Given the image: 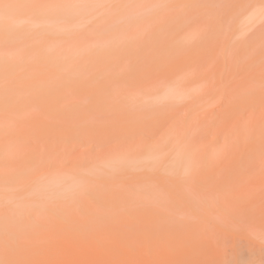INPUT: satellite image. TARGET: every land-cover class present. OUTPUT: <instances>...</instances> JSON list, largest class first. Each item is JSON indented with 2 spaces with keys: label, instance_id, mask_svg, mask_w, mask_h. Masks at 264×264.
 Masks as SVG:
<instances>
[{
  "label": "rangeland",
  "instance_id": "rangeland-1",
  "mask_svg": "<svg viewBox=\"0 0 264 264\" xmlns=\"http://www.w3.org/2000/svg\"><path fill=\"white\" fill-rule=\"evenodd\" d=\"M230 1L233 0H0V264H32L34 261H38L36 264H115L117 261V264H264V224L258 223L264 216V155L256 159L254 154L255 151L259 154V148L264 146V17L260 20L264 16V0ZM255 13L258 17L252 15ZM212 15L214 19L208 18ZM210 19L213 22L218 19L217 24L210 23ZM252 47L259 48L254 49L259 51H255L256 55ZM248 51L254 52L250 58L244 57ZM241 52L249 62L240 60ZM198 56L201 62H196L200 59H196ZM225 60L236 65L227 64ZM199 62L214 74L211 71L209 74L205 71L208 76L202 74L205 69L199 68ZM192 63L194 66L198 63L197 68L203 69H198L202 72H199L201 77L197 73L198 79L191 73ZM241 64L244 68L240 66L238 70ZM195 68L193 73H196ZM184 70L191 71L189 77L202 84L195 86L196 81H190L188 71ZM175 74L178 76L174 77ZM168 82L176 86L191 84L190 90L188 85L183 86L189 90H186L188 98L156 103L161 99L160 94L174 85L168 87ZM240 83L245 84L239 87ZM214 84L217 87L213 88ZM207 88L212 93L209 89L206 91ZM157 89L161 90L160 94ZM227 90L232 91L224 92ZM207 92L211 95L207 96ZM199 93L202 100L208 98L201 101L196 95ZM240 93L245 96H239ZM222 99L226 100L222 103L228 105L220 109ZM217 105L222 113L228 109L225 110L227 116L218 112ZM240 105L244 112L249 107L251 110H246L244 116L235 121L234 116L243 113L239 111ZM209 108L213 110L211 113ZM216 110L218 118L216 114V118L210 115L211 121V117L206 118L204 112L212 114ZM258 111L260 114L256 115ZM203 113L206 116L203 117ZM199 116L206 120L202 126L201 119L197 120ZM224 117L229 118V123ZM246 117L249 121H243L248 120ZM216 119H224L218 122L224 129L219 128ZM240 119L243 122L237 124ZM158 120L166 121H161L163 124L159 121L160 126ZM249 122L253 124L248 126L257 130L252 134L258 135L260 139L256 141H260V145L250 142L254 137L249 135L250 128L244 127ZM208 124L215 128L206 126ZM177 125V129L173 128ZM193 133H197L196 137ZM247 135L252 136L250 140H246ZM202 138L212 142L214 139V142L206 145ZM148 140L157 142H153L152 148H144ZM165 140H169L170 147ZM232 141L234 144H229ZM110 142L114 146L119 144V148L114 149ZM200 143L204 148L200 149ZM255 143L258 149L252 147L253 154L250 148L256 160L252 163L254 168L247 167L253 174L242 167L253 177L251 180L242 170L245 177L241 171L236 174L241 169L237 158L246 154L240 147L249 152L248 145ZM105 148L111 154L114 151L112 161L111 154L109 157L105 151L107 156L100 154ZM75 149L78 158L74 157ZM222 151L229 156H223ZM249 154H246L250 157H246L248 160L244 159L246 155L240 160H253ZM220 155L225 157L223 160L236 157L234 163L238 162L235 167L239 170L235 168V175L231 176L234 171L230 173L233 170L230 169L231 178L227 171L232 161L225 163ZM218 156L221 163L216 161ZM100 157L107 159L100 160ZM79 177L83 180H78ZM183 178L187 185L184 187ZM219 178L230 184L224 183L228 185L224 193L243 189L244 194L226 201L223 193L213 190ZM232 178L235 180L229 181ZM254 178H259L258 185L251 184ZM240 179L247 181L248 186L241 182L244 187L237 186L232 191L231 186L237 185ZM62 184L67 185L63 192ZM169 190L175 192L173 196ZM87 202L91 204L87 206ZM146 234L154 240L147 243ZM115 238L119 239L117 244ZM134 248L139 251L138 259L131 255L130 249ZM122 252L131 257L124 259Z\"/></svg>",
  "mask_w": 264,
  "mask_h": 264
},
{
  "label": "bare ground",
  "instance_id": "bare-ground-1",
  "mask_svg": "<svg viewBox=\"0 0 264 264\" xmlns=\"http://www.w3.org/2000/svg\"><path fill=\"white\" fill-rule=\"evenodd\" d=\"M228 2H229V1H228ZM230 2H234V0H233V1H230ZM235 2H236V1H235ZM238 2H240V1L238 0ZM238 2H237V3H238ZM243 2H244V1H243ZM262 2H263V1H262ZM245 3H246V2H245ZM245 3H244V4H245ZM247 3H249V2H247ZM238 4H239V3H238ZM262 4H263V3H262ZM196 5H197V4H196ZM196 5H194V6H196ZM227 5H228V4H227ZM229 5H231V3H229ZM232 5H233V4H232ZM233 6H235V5H233ZM190 7H191V6H190ZM227 7H229V9H234V8H230L231 6H226V8H227ZM162 8H163V7H162ZM236 8H237V7H236ZM188 9H189V8H188ZM229 9H228V10H229ZM194 12H196V11L194 10ZM224 12H225V11H224ZM206 13H207V12H206ZM229 13H230V12H229ZM188 14H189V13H188ZM212 14H213V13H212ZM18 15H19V14H18ZM26 15H27V14H26ZM190 15H193V14H190ZM214 15H215V14H214ZM214 15H212L211 17H208V18H212V17H213L212 19H214V18H215ZM219 15H221V13H219ZM219 15H218V16H219ZM252 15H254L255 17H258V16H257V15H258L257 13L252 14ZM23 16H24V15H23ZM103 17H104V16H103ZM219 17H220V16H219ZM221 17H222V16H221ZM263 17H264V16H261V17H260V20H262ZM218 19H219V18H218ZM218 19H217V20H218ZM252 19H253V18H252ZM256 19H257V18H256ZM210 20H211V19H210ZM210 20H207V21L205 20V22H208V23H209ZM217 20L215 19L214 22L211 20L210 23L212 22V24H213V23H215V21H217ZM72 21H74V20H72ZM195 22H198V23H199V21H195ZM195 22H194V24H195ZM217 22H218V21H217ZM219 22H222V19H221V21H219ZM215 24H217V23H215ZM220 24H221V23H220ZM199 25H200V24H199ZM204 25H205V24H204ZM207 25H208V24H207ZM210 26H212V25H210ZM206 27H207V26H206ZM206 27H205V28H206ZM212 27H213V26H212ZM217 27L220 28L219 26H216L215 29H216ZM192 28H193V26H192ZM197 28H198V27H197ZM208 28H209V27H208ZM218 28H217V29H218ZM193 29H194V28H193ZM212 29H213V28H211V31H212ZM215 29H214V31H215ZM43 30H44V29H43ZM49 30H50V29H49ZM218 30H219V29H218ZM185 31H186V30H185ZM190 31H191V30H190ZM208 32H210V31H208ZM203 33H204V32H203ZM184 34H185V33H184ZM210 34H211V33H210ZM187 35H189V33H188ZM203 35H204V34H203ZM215 35H217V34H215ZM184 36H185V35H184ZM190 36H191V35H189V37H190ZM208 36H209V35H208ZM186 37H187V36H186ZM189 37H188V38H189ZM193 37H194V36H193ZM190 38H192V37H190ZM200 38H201V37H200ZM206 38H207V37H206ZM246 38H247V37H246ZM178 39H179V37H178ZM207 39H208V38H207ZM210 39H211V38H210ZM196 40H197V39H196ZM196 40H194V41H196ZM247 40H248V39H247ZM190 41H192V40H190ZM190 41H189V42H190ZM198 41H199V40H198ZM183 42H184V41H183ZM212 42H213V40H212ZM181 43H182V42H181ZM191 43H192V42H191ZM246 43H248V42H246ZM252 43H253V42H252ZM79 44H80V43H79ZM206 44H207V43H206ZM213 44H215V43H213ZM254 44H255V43H254ZM207 45H209V44H207ZM225 45H226V44H225ZM255 45H256V44H255ZM189 46H190V44H189ZM203 46H204V45H203ZM205 46H206V45H205ZM205 46H204V47H205ZM210 46H211V45H210ZM210 46H209V48H210ZM251 46H252V45H251ZM258 46H259V45H258ZM206 47H207V46H206ZM246 47H247V46H246ZM84 48H85V46H84ZM243 48H244V47H243ZM252 48H253V47H252ZM211 49H214V48H211ZM246 49H247V48H246ZM250 49H251V48H250ZM250 49H249V51H252V49H251V50H250ZM254 49H257V50H258L259 48H253V51H254ZM247 50H248V49H247ZM257 50H255V51H257ZM262 50H263V49H262ZM262 50H260V51H262ZM83 51H84V50H83ZM206 51H207V50H206ZM206 51H205V52H206ZM209 51H210V50H209ZM249 51H248L247 55H244V57H248L249 55H252V54L255 52V51H254V52H252V53L250 54ZM205 52H204V53H205ZM212 52H213V51L211 50V53H212ZM242 52H243V50H242ZM242 52H241V55H240V56H241V57H240V60H241V58H243V57H242V54H243L244 52H243V53H242ZM257 52H259V51H257ZM207 53H209V52H207ZM211 55H212V54H211ZM254 55H256V52H255ZM200 56H201V55H200ZM205 56H206V55H205ZM234 56H235V55H234ZM212 57H213V56H211L210 59H211ZM214 57H215V56H214ZM251 57H252V56H251ZM199 58H200V59H199ZM202 58H205L204 55H203ZM221 58H222V57H221ZM231 58L233 59V56H232ZM231 58H230V59H231ZM237 58H238V57H237ZM249 58H250V56H249ZM196 59H199V60H196V62H198V61L201 60V57L198 56V58H196ZM235 59H236V56H235ZM243 59H244V58H243ZM211 60H213V59H211ZM237 60H238V59H237ZM246 60L249 62L250 59L247 58ZM202 61H203V60H202ZM225 61H226V60H225ZM227 61H228V63H227ZM227 61H226V63L231 65L232 62L229 63V60H227ZM230 61H231V60H230ZM234 61H235V60H234ZM243 61H245V59H244ZM247 61H245V62H247ZM200 62H201V61H200ZM200 62H199V65H201ZM202 63H203V62H202ZM205 63H206V62H205ZM219 63H220V62H219ZM224 63H225V62H224ZM194 64H195V63H194ZM197 64H198V63H196V66H194L193 63H192V65H193V66L191 65L192 68H191V66L189 65V66H190V70L193 69V71H194V68L196 67V68H195L196 73H193V71H192V72L190 71L192 74H194V78H195V76H196L197 79H198V74H199L200 77H201L202 74L208 76L209 71H211V70L208 71V70H207L208 68L205 69L206 67L204 68V64H202L203 67H202V65L199 67V68H203V69H205V70L203 71V73H202L201 71H202L203 69H199V68H197ZM208 64H209V63H208ZM215 64H216V63H215ZM234 64H235V63L233 62V63H232V66H233ZM239 64H240V63H239ZM243 64H244V63H243ZM243 64L238 65V67H239L238 70L240 69V66H243ZM199 65H198V66H199ZM223 65L225 66V64H223ZM235 65H236V64H235ZM182 66H183V65H182ZM189 66H188V67H189ZM207 66H208V65H207ZM211 66H212V65H211ZM173 67H174V65H173ZM214 67H215V66H214ZM221 67H222V66H221ZM262 67H263V66H262ZM219 68H220V66H219ZM223 68H224V67H223ZM227 68H228V65H227ZM232 68L235 69V66L232 67ZM232 68H231V70H232ZM243 68H244V66H243ZM166 69H167V68H166ZM196 69H197V70H196ZM198 69L201 70V71H198ZM258 69H259V68H258ZM260 69H261V67H260ZM262 69H263V68H262ZM188 70H189V69H188ZM188 70H187V71H188ZM222 70H223V69H222ZM228 70H229V69H227L226 71H228ZM263 70H264V69H263ZM184 71H186V70H184ZM187 71H186V72H187ZM197 71H198V72H197ZM205 71L208 72V74H205ZM232 71H235V70H232ZM248 71H249V70H248ZM190 72L188 71V73H187V74H188V78H190V77H189V73H190ZM199 72H201L202 74L199 73ZM211 72L213 73V71H211ZM249 72H250V71H249ZM191 73H190V74H191ZM197 73H198V74H197ZM212 73H211V74H212ZM234 73H235V72H234ZM242 73H243V72H242ZM246 73H247V72H246ZM255 73H257V72H255ZM173 74H174V73H173ZM178 74H180V73H178ZM181 74H184V73H181ZM195 74H197V75H195ZM213 74H214V73H213ZM213 74H212V75H213ZM244 74H245V72H244L242 75L244 76ZM249 74H250V73H249ZM253 74H254V73H253ZM263 74H264V73H263ZM226 75H227V74H226ZM242 75L240 74V76H242ZM255 75H256V74H255ZM255 75H253V77H254ZM258 75H259V74H258ZM173 76H174V77H177L178 75L175 74V75H173ZM182 76H183V75H182ZM182 76H181V78H182ZM245 76H246V74H245ZM245 76H244V77H245ZM248 76H249V75H248ZM251 76H252V75H251ZM251 76H249V77H251ZM166 77H167V76H166ZM174 77H173V80H174ZM186 77H187V75H186ZM186 77H185V78H186ZM200 77H199V78H200ZM211 77H213V76H210V78H211ZM225 77H226V76H225ZM225 77H223V78H225ZM160 78L163 79V80H167V81H168V79L165 78V77L163 78L162 76H160ZM169 78H171V75H170ZM194 78L192 77L193 81H196V79H194ZM202 78H203V77H202ZM226 78H227V77H226ZM232 78H233V77H232ZM247 78H248V77H247ZM177 79H178V78H177ZM190 79H191V78H190ZM192 79H191L190 81H192ZM241 79H242V78H241ZM241 79H240V81H241ZM244 79H245V78H244ZM248 79H249V78H248ZM248 79H247V80H248ZM252 79H253V78H252ZM158 80H159V79H157V81H158ZM163 80H162V81H163ZM169 80H171V79H169ZM187 80H188V79H187ZM187 80H186V81H187ZM211 80H212V79H211ZM242 80H243V79H242ZM159 81H160V80H159ZM162 81H161V82H162ZM175 81H176V79H175ZM179 81H180V80H179ZM193 81H192V82H193ZM197 81H198V80H197ZM197 81L195 82V86H196L197 84H200V82H201V81H200V82H197ZM212 81H213V80H212ZM212 81H211V83H212ZM219 81L221 82V80H219ZM219 81H218V82H219ZM225 81H226V80H225ZM240 81H239V82H240ZM250 81H251V80H250ZM252 81H253V80H252ZM153 82H155V80H154ZM176 82H177V81H176ZM192 82H191V83H192ZM203 82H204V81H203ZM220 82H219V83H220ZM223 82H224V81H223ZM223 82H222V83H223ZM241 82H242V81H241ZM244 82L247 83V81H244ZM254 82H256V81H254ZM156 83H157V82H156ZM162 83H163V82H162ZM164 83H166V81H165ZM168 83H169V82H168ZM170 83H171V82H170ZM170 83L168 84V85H169L168 87H170V85H173V84H174L173 82H172L173 84H170ZM179 83H182V82H179ZM185 83H187V82H185ZM249 83H251V82H249ZM256 83H257V82H256ZM152 84H153V83H152ZM152 84H151V85H152ZM166 84H167V83H166ZM176 84H177V83H176ZM201 84H202V83H201ZM201 84H200V85H201ZM204 84H205V82H204ZM220 84H221V83H220ZM220 84H218V85H220ZM238 84H239V83H238ZM242 84H243V83H242ZM244 84H245V83H244ZM244 84H243V85H244ZM174 85H175V84H174ZM174 85H173L171 88H169L170 91L168 90L167 87L164 86V88H167V90H168L170 93H169V92L167 93V90H166V91H163V92H162L163 94H160V91H161V90L158 91V89H157V91L159 92V94L162 95V96L159 97V98H161L160 100H158V99L156 100V103H160V102H162L163 100H164V101H167V102H170V101H175V100H182V99H185V97L187 96L186 94H188L187 92L190 90V85H191V84H190V85H189V84H186L185 86H184V84H183L182 86H180V85H179V86H176V85L174 86ZM177 85H178V84H177ZM187 85L189 86V87H187L189 90H188L187 88H186V89L183 88V86L186 87ZM192 85H194V83H192ZM200 85H198V86H200ZM240 85H241V83H240ZM243 85H241V86L236 85V86L242 87ZM247 85H248V84H247ZM195 86H194V88H195ZM198 86H197V87H198ZM212 86H213V88H214L215 84L212 85ZM212 86H211V87H212ZM236 86H235L234 89H236ZM248 86H249V85H248ZM248 86H247V87H248ZM180 87H182L184 90H182ZM211 87H209V88H211ZM215 87H217V84H216ZM249 87H250V86H249ZM146 88H147V87H146ZM192 88H193V87H192ZM209 88H207L206 91H207ZM244 88H246V87L244 86V87L242 88V90H243ZM155 89H156V88H155ZM162 89H163V87H162ZM247 89L249 90V88H247ZM151 90H152V89H151ZM186 90H188V91L186 92ZM191 90H192V89H191ZM194 90H195V89H194ZM197 90H198V88L196 89V91H197ZM209 90H210V89H209ZM232 90H233V89H232ZM232 90H230V91H232ZM237 90H238V89H237ZM242 90H240L241 93H242ZM154 91H156V90H154ZM157 91H156V92H157ZM213 91H214V90H213ZM228 91H229V90L224 91V92H228ZM230 91H229V92H230ZM240 91L238 90V92H240ZM164 92H165V94H164ZM199 92H200V91H199ZM203 92H204V91H203ZM208 92H211V93H212L211 90L208 91ZM208 92H207V96L211 95V94H208ZM243 92H244V91H243ZM246 92H247V91H246ZM246 92H245V93H246ZM248 92H249V91H248ZM151 93H153L152 95H154V92H151ZM193 93H194V91H193ZM193 93L191 92V94H193ZM241 93H240V94H241ZM259 93H260V92H259ZM147 94H148V93H147ZM157 94H158V93H157ZM225 94H226V93H225ZM231 94H232V93H231ZM243 94H244V93H243ZM243 94H241V95H239V96L244 97L245 95L243 96ZM155 95H156V93H155ZM196 95H197V97H199V98L201 97V96H200V93H199V96H198V94H196ZM201 95H202V94H201ZM223 95H224V93H223ZM229 95H230V94H229ZM194 96H195V95H194ZM194 96H192V97H194ZM203 96H204V95H203ZM225 96H226V95H225ZM234 96H236V95H234ZM237 96H238V95H237ZM237 96H236V97H237ZM239 96H238V97H239ZM148 97H149V96H148ZM151 97H152V96H151ZM197 97H194L195 100L197 99ZM205 97H206V96H205ZM236 97H234V98H236ZM162 98H163V99H162ZM187 98H188V96L186 97V99H187ZM207 98H208V97H207ZM207 98H206V99H207ZM226 98L228 99V95L226 96ZM226 98H224V99H226ZM230 98H231V97H229V99H230ZM234 98H233V99H234ZM200 99H201V101H203V100L205 101V100H206V99H203V100H202V98H200ZM200 99H199V101H200ZM224 99L220 100V101H221V102H220V103H221V105H220V109H221L222 105H225V104H226V103L223 104V103L226 101V100H224ZM147 100H148V99H147ZM193 100H194V99H192V101H193ZM195 100H194V102H195ZM236 100H237V99H236ZM197 101H198V100H197ZM197 101H196V102H197ZM199 101H198V102H199ZM222 102H223V103H222ZM260 102H261V101H260ZM228 103H229V102H228ZM235 103H236V102H235ZM146 104H149L148 101L146 102ZM187 104H188V103H187ZM189 104H190V103H189ZM193 104H194V103H193ZM211 104H212V103H211ZM229 104H230V103H229ZM259 104H260V103H259ZM259 104H257V105H259ZM196 105H197V104H196ZM218 105H219V104H218ZM218 105H217V107H215V108L218 109V107H219ZM226 105H228V104H226ZM226 105H225V106H226ZM232 105H234V104H232ZM241 105H242V104H241ZM241 105H240V106H241ZM257 105H255V106H257ZM186 106H188V105H185V107H186ZM193 106H194V105H192V107H193ZM225 106H223V109H224V108H227V107H225ZM255 106H254V107H255ZM189 107H190V105H189ZM189 107H188V108H189ZM207 107H208V106H207ZM258 107L260 108V106H258ZM258 107H257V108H258ZM180 108H181V107H180ZM188 108H186V111L188 110ZM210 108H211V107H210ZM210 108L208 109L209 113H211V111H213V110H211ZM215 108H214V109H215ZM239 108H240V107H239ZM241 108H242V109H239V111H240V110H243L244 107L241 106ZM259 108H258V110H259ZM263 108H264V107H263ZM184 109H185V108H184ZM230 109H231V107H230ZM237 109H238V108H237ZM245 109H246V106H245ZM249 109L251 110L250 107H249ZM249 109H246V110L250 112ZM177 110H178V109H177ZM225 110H226V109H224L223 113H222V111L220 110L222 116H224V114L227 112L228 109L226 110V112H225ZM246 110H245V112H244V110H243V113H241L242 115L239 114L237 117L234 116V120H235V118H237V120H238L239 116H240V118H241L242 116H244V113H246ZM256 110H257V109H256ZM262 110H263V109H262ZM178 111H179V110H178ZM208 111L204 112V113H207V116H208V117H206L207 119H208L209 117H211V118L209 119V120L211 121L213 118H216V117L218 118V115H219V113H220L219 109H218V112H219V113H218L217 110H216V112H217L218 114H217L216 112H212V114H208ZM235 111H236V113H239V111L237 112L236 109H235ZM263 111H264V110H263ZM263 111H262V112H263ZM249 112H248V114H250ZM260 112H261V109H260ZM179 113H180V112H179ZM204 113L202 114L203 117L206 116V114H204ZM228 113H230V112H228ZM231 113H232V112H231ZM233 113H235V112L233 111ZM254 113H255V112H254ZM187 114H188V112H187ZM215 114H216V115H215ZM221 114H220V116H221ZM257 114H260L259 111L256 112V115H257ZM261 114H262V113H261ZM180 115H181V114H180ZM184 115H185V114H184ZM210 115H213V116L215 115L216 117L214 116V117L212 118V116H210ZM225 115H226V114H225ZM256 115H254L255 118H256ZM262 115H263V114H262ZM222 116H221V117H222ZM226 116H227V115H226ZM230 116H231V114L229 115V117H230ZM251 116H252V115H251ZM203 117H201V116H199V118L197 117V118H198V119H197L198 121L201 119V122H199V124H200L201 126H202L203 123L206 122V120H203V119H205V118H203ZM221 117H219V119H220ZM261 117H263V116H261ZM177 118H178V117H177ZM202 118H203V119H202ZM224 118L227 119L228 117H227V118L224 117ZM231 118H232V116H231ZM243 118H244V117H243ZM246 118H247V117H246ZM255 118H253L252 122L255 121V120H254ZM259 118H260V117H259ZM167 119H168V118H167ZM167 119H166V120H167ZM170 119H171V118H170ZM170 119H169V120H170ZM179 119L182 121L181 118H179ZM195 119H196V118H195ZM219 119H218V120L216 119V120H217L216 123H217V125H218L219 128H220V127H222V126H220L222 123L218 124V122H219V121H223L224 119H221V120H219ZM232 119H233V118H232ZM232 119H230V121H231ZM247 119H248V120H243V121H249L250 118H247ZM251 119H252V118H251ZM166 120H165V121H166ZM175 120H176V119H175ZM183 120H184V119H183ZM159 121H160V120H158V122H159ZM161 121H163V123L165 122L164 120H161ZM161 121H160V122H161ZM178 121H179V120H178ZM198 121H197V122H198ZM202 121H203V122H202ZM228 121H229V118H228V120H227V123H229ZM235 121H236V120H235ZM240 121H241V122H240V123L237 122V124H241V123L243 122L242 119H240ZM259 121H260V119H259ZM259 121H258V122H259ZM82 122H83V121H82ZM156 122H157V121H156ZM158 122H157V123H158ZM160 122H159V123H160ZM169 122H170V121H169ZM172 122H173V121H172ZM182 122H183V121H182ZM197 122H196V123H197ZM231 122H232V121H231ZM252 122L245 123V125H247V126L244 125V127H247L248 129L250 128L249 131H248V132H249V135H253V137L255 138V140H254V138H253V141H252V138H251L252 136H248V135L246 136V137H248V138H246V140H250L249 138H251V141H250L251 143L254 142V141H256V140H258V139H260V138L257 137L258 135L255 137V134H254V133L252 134V132H253V130H254L253 128L251 129V127H252L251 124H253ZM258 122H257V124H258ZM261 122H262V121H261ZM261 122H260V123H261ZM157 123H156V125H157ZM161 123H162V122H161ZM161 123H160V126L163 124V123H162V124H161ZM167 123H168V120H167ZM170 123H171V122H170ZM196 123H195V124H196ZM208 123H209V122H208ZM212 123H213V125L216 124L215 122H212ZM214 123H215V124H214ZM232 123H233V122H232ZM235 123H236V122H235ZM250 123H251V124H250ZM168 124H169V123H168ZM168 124H166V125H168ZM171 124H172V123H171ZM173 124H174V122H173ZM176 124H177V122H176ZM176 124H175V125H176ZM178 124H179V123H178ZM199 124H198V125H199ZM248 124H249L251 127H249ZM156 125H155V126H156ZM180 125H181V124H180ZM203 125H204V124H203ZM213 125L208 124V125H206V126H209V127L211 126V127L215 128V126H213ZM233 125H235V124H233ZM172 126H173V125H172ZM172 126H171V127H172ZM223 126H224V122H223ZM225 126H226V125H225ZM227 126H228V124H227ZM253 126H254V125H253ZM91 127H92V126H91ZM91 127H90V128L87 127V129L89 128L88 130H90ZM156 127H157V126H156ZM162 127H163V126H162ZM168 127H169V126H168ZM175 127H176V128H175ZM196 127H197V126H196ZM198 127H200V126H198ZM209 127H208V128H209ZM229 127H230V126H229ZM231 127H232V126H231ZM234 127H235V126H234ZM254 127H255V126H254ZM106 128H107V130H110V129H108V127H106ZM135 128H136V127H135ZM158 128H159V126H158ZM164 128H165V127H164ZM173 128L177 129V128H178V125H177V126H174ZM173 128H171V130H173ZM203 128H204V127H203ZM203 128H202V129H203ZM206 128H207V127H206ZM208 128H207V129H208ZM222 128H223V127H222ZM242 128H243V127H242ZM247 128H246L245 131H247ZM256 128L258 129L257 126H256ZM155 129H156V128H155ZM175 129H174L173 131H176ZM179 129H180V127H179ZM181 129H182V126H181ZM192 129H193V128H192ZM216 129H218V128H216ZM223 129H224V128H223ZM234 129L236 130V128H234ZM263 129H264V128H263ZM88 130H86V131H88ZM91 130H92V129H91ZM105 130H106V129H105ZM133 130H135V129H133ZM153 130H154V128H153ZM153 130H151L150 133H151ZM159 130H160V133H161V128H160ZM159 130H158V131H159ZM164 130H165V129H164ZM168 130H170V129L168 128ZM171 130H170V131H171ZM198 130H199V129H198ZM204 130H205V129H204ZM204 130H203V131H204ZM211 130H213V129H211ZM211 130H210V131H211ZM214 130H215V129H214ZM237 130H238V129H237ZM158 131H157V132H158ZM177 131H178V134H179V131H180V130H177ZM203 131H202V134H203ZM250 131H251V133H250ZM254 131H257V130H254ZM263 131H264V130H263ZM91 132H92L91 134H94L93 131H91ZM94 132H95V130H94ZM107 132H109V131H107ZM107 132H106V133H107ZM154 132H155V131H154ZM171 132H172V131H171ZM198 132H199V131H198ZM211 132H212V131H211ZM211 132H208L207 134H210ZM89 133H90V131H89ZM97 133H99V132L97 131ZM155 133H156V132H155ZM158 133H159V132H158ZM158 133H157V134H158ZM162 133H163V131H162ZM162 133H161V134H162ZM164 133H166V130L164 131ZM182 133H183V132H182ZM213 133H214V132H213ZM255 133H256V132H255ZM108 134H109V133H108ZM169 134H171V133H169ZM178 134H175V135H178ZM191 134H192V133H191ZM193 134H194V133H193ZM207 134H206V135H207ZM218 134H219V133H218ZM218 134H217V135H218ZM247 134H248V133H247ZM260 134H261V133H260ZM94 135H95V134H94ZM101 135H102V134H101ZM159 135H160V134H159ZM159 135H158V137H159ZM179 135H181V133H180ZM194 135H195V134H194ZM194 135H192V136H194ZM196 135H197V133H196ZM196 135H195V137H196ZM215 135H216V134H215ZM103 136H104V135H103ZM105 136H106V135H105ZM107 136H108V135H107ZM154 136H157V135H154ZM154 136H153V137H154ZM161 136H162V135H161ZM163 136H166V135H163ZM170 136H171V135H170ZM170 136H169V138H170ZM203 136H205V135L203 134ZM210 136H212V135H210ZM210 136H209V138L211 139ZM189 137H191V136L189 135ZM206 137H207V136H206ZM216 137H217V136H215L214 138L216 139ZM259 137H260V136H259ZM262 137H263V136H262ZM109 138H110V137H109ZM126 138H127V137H126ZM126 138H123V140L126 139ZM148 138H149V136H148ZM156 138H157V137H156ZM159 138H160V137H159ZM166 138L168 139V136H167ZM172 138H173V137H171V139H172ZM175 138H176V137H175ZM192 138H193V137H192ZM192 138H190V140H191ZM204 138H205V137H204ZM256 138H258V139H256ZM113 139H114V138H113ZM128 139L130 140V138H128ZM128 139H126V141H127ZM171 139H170V140H171ZM184 139H185V138H184ZM199 139H200V138H199ZM199 139H197V142H198ZM202 139H203V138H202ZM207 139H208V137H207ZM207 139H203L204 141L207 142V143L205 142L206 145L209 144L210 142H211V144L214 142V139H213V138H212V139H213V142H212V140L210 141V139H209V140H207ZM218 139H219V138H218ZM220 139H221V137H220ZM242 139H243V138H242ZM111 140H112V138H111ZM111 140H110V141H111ZM129 140H128V141H129ZM131 140H132V139H131ZM146 140H147V139H146ZM149 140H153V138L150 137ZM149 140H148V141H145V142H147L148 145H147V144H144V146L147 145L148 147L146 146V147H144V148H152L151 146H153V142H155V143L157 142V140L152 141V142L149 141ZM158 140H159V139H158ZM161 140H163V138L160 139V142H162ZM173 140H174V139H173ZM175 140H176V139H175ZM175 140H174V142H175ZM190 140H189V143H190ZM216 140H217V139H216ZM243 140H244V139H243ZM74 141H75V140H74ZM165 141H166V144L169 143V140H168V141L165 140ZM191 141H192V140H191ZM204 141H201V142L204 143ZM220 141H222V139H221ZM220 141H219V142H220ZM234 141H235V140H234ZM239 141H240V140H239ZM79 142H81V141H79ZM104 142L106 143V141H104ZM163 142H164V141H163ZM170 142H171V141H170ZM177 142H178V141H177ZM182 142H184V141H182ZM187 142H188V141H187ZM192 142H193V141H192ZM217 142H218V141H217ZM217 142H215V144H216ZM227 142H228V141H227ZM232 142H233V141H232ZM240 142H241V141H240ZM240 142H238V143H236V144H239ZM250 142H244V143H248V144H249ZM256 142H257V143L259 142L258 144L260 145V141H256ZM69 143H70V142H69ZM88 143H89V142H88ZM111 143H112V142H110V144H111ZM129 143H130V142H129ZM132 143H133V142H132ZM198 143H199V142H198ZM205 143H204V144H205ZM220 143H221V145H222V144H223V141L220 142ZM72 144H73V143H72ZM72 144H71V146H72ZM83 144H84V143H83ZM108 144H109V143H108ZM119 144H121V145H120V147H121V146H122V143H120V141H119ZM119 144H118V146L115 145L117 149L119 148ZM130 144H131V143H130ZM157 144H158V143H157ZM161 144H162V143H161ZM166 144H165V145H166ZM172 144H173V143H172ZM175 144H177V143H175ZM194 144H195V143H194ZM200 144H201L200 149L204 148V147H202L204 144H202V143H200ZM215 144H213V145H215ZM229 144H234V142H233V143H229ZM236 144H235V145H236ZM241 144H242V143H241ZM241 144H240V145H241ZM248 144H247V145H248ZM263 144H264V142H263ZM263 144H261V145H263ZM87 145H88V144H87ZM111 145H112V144H111ZM155 145H156V144H154V146H155ZM165 145H162V147L165 148ZM167 145H168V144H167ZM167 145H166V146H167ZM170 145H171V143H170ZM216 145H217V144H216ZM254 145H255V146H254ZM254 145L250 144V145H248L249 147L247 146V147L249 148V149H247V151H249V152H245V150H244L245 147H240V148H243V154H244V153H246V154H247V153H250V154H251V152H252V154H253V151L256 150V147H257L256 143H255ZM68 146L70 147V145H68ZM68 146H67V147H68ZM84 146H85V144H84ZM100 146H101V145H100ZM108 146H109V145H108ZM112 146H113V148L115 149V146H114V145H112ZM112 146H111V147H112ZM157 146H158V145H157ZM175 146H176V145H175ZM175 146H173V147H175ZM177 146H178V145H177ZM192 146H193V144H192ZM195 146H196V145H195ZM210 146L212 147V145H210ZM210 146H209L208 148H210ZM219 146H220V145H219ZM233 146H234V145H233ZM76 147H78V146H76ZM81 147H83V146H81ZM86 147H87V146H86ZM88 147H89V146H88ZM159 147H161V146H159ZM167 147H170V146L168 145ZM189 147H190V146H189ZM216 147H218V146H216ZM252 147H253V148L255 147L254 150H253ZM78 148H79V147H78ZM196 148H197V149L199 148V144H198V147H196ZM218 148H219V147H218ZM230 148H232V146H230ZM233 148H235V147H233ZM250 148H251L252 151L250 150ZM260 148L264 150V146H261ZM260 148H259V150H258V151H259V154H258L257 151H255V153H254V154H256V155H255L256 159H258L259 157H263V155H264V152H262L263 150H260ZM72 149H73V148H72ZM99 149H100V148H98V150H99ZM109 149H110V148H109ZM117 149H116V150H117ZM153 149H154V148H153ZM197 149H196V150H197ZM200 149H199V150H200ZM211 149H212V148H211ZM215 149H216V148H215ZM219 149H221V148H219ZM238 149H239V147H238ZM238 149H237V153L239 152ZM257 149H258V147H257ZM69 150H70V149H69ZM85 150H86V149H85ZM106 150H107L106 148H105V150L102 149V150H101L102 152L100 151V154H103V155H106V154H107L108 156H107V155H106V156L109 157V156H110L109 154H111V153H109V150H107V152H106ZM112 150H113V149H112ZM116 150H115V151H116ZM142 150H143V149H142ZM194 150H195V148H194ZM222 150H223V148H222ZM230 150H231V149H230ZM70 151H71V150H70ZM77 151H79V150H77ZM93 151H94V150H93ZM104 151H105L106 154L104 153ZM110 151H111V150H110ZM144 151H148V149H144ZM149 151H151V149H149ZM205 151H206V152H209L208 150H205ZM205 151H203V154L205 153ZM232 151H233V150H232ZM240 151H241V150H240ZM250 151H251V152H250ZM260 151H261L262 153H261ZM75 152H76V149H75V151L73 152V154H75ZM95 152H96V150H95ZM113 152H114V151H113ZM113 152H112V154H113ZM116 152H118V150H117ZM201 152H202V151H200V152H198V153H200V155H202ZM220 152H221V151H220ZM233 152H234V151H233ZM241 152H242V151H241ZM76 153H77V154H76L74 157H76V156L78 155V152H76ZM84 153H86V152H84ZM88 153H89V152H88ZM193 153H195V152H193ZM234 153H236V151H235ZM234 153H233V154H234ZM260 153H261L262 156L260 155ZM80 154H83V153H80ZM96 154H99V152L97 151ZM96 154H95V156H96ZM100 154H99V155H100ZM112 154H111V156H110V161H112V160H111ZM116 154H117V153H116ZM195 154H196V153H195ZM195 154H194V155H195ZM221 154H222V155L224 154L223 151H222ZM226 154H227V155H223V156H225V157H226V156H229V155H228V152H227ZM233 154H230V155L232 156ZM238 154H239V153H238ZM243 154H241V156H242ZM246 154H244V156H245ZM250 154H249V155H250ZM252 154L250 155L251 158H253V160L250 159V160H252V162H250V160L247 161V160H248L247 158H250V157H247L248 155H246L245 157L242 156V157L237 158L238 162L240 161L239 164L241 163V164L238 166L239 169H240V167H241L240 170H239L238 168H236L237 165H238V162L236 161L237 164L234 163V159L236 160V157H234V159L231 160V156H230V159H227V158H226L225 160H223L225 157L223 158L222 155H220V156H221L222 161H225V163H229V160L232 161V162H230L231 164H229V166H231V167H228L229 170L227 171V173H228V172L230 171V169H233V170L230 171V173H231L232 171H234V172H232L233 174H231V176H232V175H235V168L239 170V171H236V174L242 170V167H243L244 170H247V171L250 170V169H249L250 166L252 165V163H254V162L256 161V160L254 159V158H255L254 155H253V157H252ZM85 155H86V154H85ZM85 155H84V156H85ZM90 155H92V154H90ZM113 155H115V154H113ZM204 155H205V154H204ZM206 155H208V154H206ZM234 155H235V154H234ZM257 155H258V156H257ZM81 156L83 157V155H81ZM101 156H102V155H101ZM187 156H188V155H187ZM187 156H186V157H187ZM220 156H218V160L216 159V161H219V160H220V158H219ZM88 157H89V156H88ZM91 157H92V156H91ZM98 157H99V156H98ZM186 157H185V158H186ZM202 157H203V156H201V158H202ZM206 157H207V156H206ZM243 157H244V159L247 157V158H246L247 160H244V161L242 160V161L244 162V164H245V162H247V164H245V165H243V164H242L243 162L240 160V158L243 159ZM76 158H78V157H76ZM80 158H81V157H80ZM93 158H94V155H93ZM102 158H103V157H100V160H101ZM187 158H188V157H187ZM199 158H200V157H199ZM199 158H198V159H199ZM232 158H233V157H232ZM87 159H88V158H87ZM106 159H107V158H106ZM106 159L103 158V160H106ZM206 159H207V158H206ZM97 160H98V158L96 159V161H97ZM100 160H98V161H100ZM103 160H102V161H103ZM113 160H114V159H113ZM189 160H190V159H189ZM192 160H193V159H192ZM204 160H205V158H204ZM227 160H228V162H226ZM78 161H79V160H78ZM86 161H87V160H86ZM92 161H93V159H92ZM96 161H94V162L96 163ZM98 161H97V162H98ZM187 161H188V159H187ZM222 161L220 160L219 163H221ZM253 161H254V162H253ZM82 162H83V161H82ZM89 162H90V161H89ZM108 162H109V160H108ZM189 162H190V161H189ZM249 162H250L251 164H250ZM73 163H74V162H73ZM80 163H81V162H80ZM80 163H79V164H80ZM100 163H101V161H100ZM103 163H104V162H103ZM223 163H224V162H223ZM233 163H234V166L232 165ZM96 165H97V163H96ZM100 165H101V164H100ZM224 165H225V164H223V165H221V166H224ZM235 165H236V167H235ZM247 165H248V166H247ZM67 166L70 167V165H67ZM73 166H74V165H73ZM79 166H80V165H79ZM82 166H83V165H82ZM92 166H93V165H92ZM107 166L110 167L111 165H110V164H107ZM191 166H192V164H191ZM203 166H204V163H202V167H203ZM218 166H220V165L218 164ZM244 166H245V167H244ZM69 167H68V168H69ZM71 167H72V166H71ZM103 167H104V166H103ZM233 167H234V168H233ZM247 167H249V168H247ZM252 167L254 168V165H252ZM252 167H251V168H252ZM78 168H79V167H78ZM80 168H81V167H80ZM85 168H86V167H85ZM210 168H211V167H210ZM210 168H209V169H210ZM226 168H227V167H226ZM205 169H206V168H205ZM214 169H215V168H214ZM248 169H249V170H248ZM77 170H78V169H77ZM81 170H82V169H81ZM211 170H212V169H211ZM215 170H216V169H215ZM244 170H242V171H244ZM252 170H255V169H252ZM79 171H80V170H79ZM207 171H208V170H207ZM242 171H241V172H242ZM249 172L252 173L253 171H249ZM227 173L225 172V175H227ZM230 173H228V175H229ZM244 173H245V175L248 174V173H246V171H244ZM250 173L248 174V176H250ZM240 174H242V175L245 177V175L243 174V172L240 173ZM240 174H239V177L241 176V178H242L243 176L240 175ZM252 174H253V173H252ZM252 174H251V175H252ZM76 175H77V174H76ZM79 175H80V174H79ZM225 175H223L224 178H225ZM237 176H238V175H237ZM237 176H234L235 179H236ZM246 176H247V175H246ZM258 176H259V174L257 175V177H258ZM228 177L231 178L230 175H229ZM228 177H227V178H228ZM254 177H255V176H254ZM159 178H160V177H159ZM224 178H222V180H223ZM246 178H247V177H246ZM250 178H251V176H250ZM252 178H253V177H252ZM252 178H251V180H252ZM161 179H162V178H161ZM164 179H165V178H164ZM219 179H220V178H219ZM235 179L232 178V179H229V181H231V180L233 181V180H235ZM242 179H244V178H242ZM242 179H240L241 181L239 180V182H237V185H235V183H234L235 181L232 182V184L234 183V187L231 186V187H232V191H233V188L237 189V186H238V187L241 186L240 188L244 187L243 185H241V182H242V183H245V182L247 183V181H244L245 179H244V180H242ZM254 179H256V180H254L251 184H252V185H254V184H255V185H258V184H259V178H254ZM78 180L81 181V180H83V179H82L81 177H79ZM157 180H159V179H157ZM220 180H221V179H220ZM220 180L217 182V184H215V188H216V189H213V190H214L215 192H217V191L219 190V191H218V194H219V192H220L221 194L223 193V194H224L223 197L225 196L224 198H225L226 201H231V200H233V198L237 199V198L241 197L242 194H244V191H245V190H243V189L237 191V193L235 192V191H236V190H235L234 192H235L236 194H235V193H231V192H230L229 194H226L227 192L224 193L223 191L226 189V187L228 188V185L225 186L224 183H225V182H228V181H225L226 178H225V180H224L225 182H223L222 180L220 181ZM227 180H228V179H227ZM236 180H238V178H237ZM249 180H250V179H249ZM62 181H63V180H62ZM159 181H160V180H159ZM162 181H163V179H162ZM181 182L183 183L182 187L187 186V185H186V179H185V178H183V179L181 180ZM222 182H223V183H222ZM250 182H251V181H250ZM62 183H63V182H62ZM221 183H222V185H221ZM239 183H240V185H239ZM246 183H245V184H246ZM161 184H162V183H161ZM226 184H229V182L226 183ZM232 184H231V185H232ZM229 185H230V184H229ZM252 185H251V186H252ZM66 186H67V185L62 184L60 190H61L62 192L65 191ZM247 186H248V183H247ZM249 186H250V185H249ZM180 187H181V186H180ZM197 188H198V187H197ZM213 188H214V187H213ZM240 188H238V189H240ZM204 189H206V188H203L202 190H204ZM217 189H218V190H217ZM230 189H231V188H230ZM225 191H226V190H225ZM227 191H230V190H227ZM169 192L171 193V196H173V194L175 193V192L173 193L172 190H169ZM232 194H233V195H232ZM88 195H89V194H88ZM92 197H93V196H92ZM94 197H95V196H94ZM94 197H93V198H94ZM236 197H237V198H236ZM112 198H113V197H112ZM170 198H171V197H170ZM76 199H77V197H76ZM94 200H95V198H94ZM95 201L97 202V200H95ZM109 201H110V200H109ZM89 204H91V203H89ZM89 204H88V202H87V206H88ZM248 205H249V204H248ZM250 206H251V205H250ZM81 207H82V206H81ZM81 207H80V209H81ZM85 207H86V206H85ZM87 208H88V207H87ZM90 208H91V207H90ZM83 211H84V210H83ZM83 213H84V212H83ZM83 213H82V214H83ZM88 214H90V213H88ZM60 215H62V214L60 213ZM84 215H85V214H84ZM60 217H62V216H60ZM66 217H67V216H66ZM263 217H264V216L261 217V220L259 219L260 221H258V223H259V222H260V223L262 222V223L264 224V219H263ZM67 218H68V217H67ZM258 218H259V216H258ZM62 220H63V219H62ZM255 220H256V219H255ZM256 221H257V220H256ZM258 223H256V224H258ZM68 224H69V222H68ZM68 224H67V225H68ZM75 224H76V223H75ZM78 224H79V223H78ZM260 225H261V224H260ZM63 226H65V225L63 224ZM73 227H74V226H73ZM95 233H96V232H95ZM145 233H146V232H145ZM91 234H92V233H91ZM71 235H72V234H71ZM117 235H118V233H117ZM146 235H147V234H146ZM124 236H125V235H124ZM69 237H71V236H69ZM76 237H78V235H77ZM73 238H74V237H73ZM116 238H117V236H116ZM116 238H115V239H116ZM118 238H119V237H118ZM120 238H122V237H120ZM128 238H129V237H128ZM43 239H44V238H43ZM124 239H125V237H124L123 239H121V241L124 240ZM44 240H45V239H44ZM77 240H78V239H77ZM117 240H119V239L114 240V241L116 242V244L119 242V241H117ZM126 240H128V239H126ZM152 240H154V239H152L151 236L147 235L145 241H146L147 243H150V242H152ZM164 240H165V239H164ZM126 242H127V241H126ZM129 242H130V240H129ZM160 242H161V241H160ZM51 243H52V242H51ZM94 243H95V242H94ZM123 243L125 244V242H122L121 244H123ZM71 244H72V243H71ZM73 244H74V243H73ZM73 244H72V245H73ZM75 244H76V243H75ZM86 244H87V243H86ZM92 244H93V243H92ZM119 244H120V243H119ZM119 244H118V245H119ZM128 244H129V243H128ZM131 244H132V243H131ZM94 245H95V244H94ZM96 245H97V244H96ZM103 245H104V244H103ZM109 245H110V244H109ZM114 245H115V244H114ZM70 246H71V245H70ZM74 246H76V245H74ZM86 246H87V245H86ZM88 246H89V245H88ZM128 246H129V245H128ZM135 246H136V245H135ZM89 247H90V246H89ZM94 247H95V246H94ZM107 247H108V246H107ZM107 247H106V248H107ZM121 247H122V246H121ZM133 247H134V246H133ZM52 248H53V247H52ZM79 248H81V246H80ZM90 248H91V247H90ZM90 248H89V250H90ZM102 248L105 249V247H103V246H102ZM111 248H113V247H111ZM136 248H139V247L136 246ZM71 249H73L72 246L70 247V250H71ZM75 249H76V248H75ZM75 249H74V250H75ZM77 249H78V248H77ZM82 249L84 250L83 247H82ZM107 249H108V248H107ZM118 249H120V248L118 247ZM121 249H122V248H121ZM66 250H67V249H65V251H66ZM70 250H69V251H70ZM83 250H82V251H83ZM86 250H87V248H86ZM108 250L110 251V249H108ZM130 250H132V254H131V255L134 254L133 256H134L135 258L139 257V251H138V249H135V248H134V249H130ZM130 250H129V251H130ZM51 251H52V250H51ZM69 251H68V253H69ZM75 251H76V250H75ZM82 251H81V253H82ZM109 251H108V252H109ZM113 251H115V250H113ZM137 251H138V252H137ZM71 252H72V251H71ZM89 252H90V251H89ZM100 252H101V251H99L98 253H100ZM119 252H121V251H119ZM125 252H126V251H125ZM125 252H122V254H124V259H125V258H129V257H131L130 254H129V255H130L129 257H128V254H126V253H128V252H126V253H125ZM55 253H56V252H55ZM66 253H67V252H65L64 254H66ZM68 253H67V255H68ZM72 253H74V252H72ZM98 253H96V254H98ZM135 253H136V254H135ZM43 254H44V253H43ZM61 254H63V253H61ZM105 254L107 255L106 252H105ZM39 255H40V254H39ZM44 255H45V256H50V255H47V253L44 254ZM57 255H58V254H57ZM92 255H93V254H92ZM113 255H114V252H113ZM120 255H121V254H120ZM65 256H66V255H65ZM94 256H95V255H93V257H94ZM102 256H103V255H102ZM133 256H132V258H134ZM40 257H41V255H40ZM52 257H53V256H52ZM62 257H63V256H62ZM99 257H100V255H99ZM114 257H115V256H114ZM119 257H120V256H119ZM43 258H44V257H43ZM43 258H39V259L37 258V259H38V260L42 259V260H40V261H43ZM95 258H96V257H95ZM101 258H102V257H101ZM135 258H134V259H135ZM51 259H52V258H51ZM117 259H118V256H117ZM117 259H116V260H117ZM137 259H138V258H137ZM53 260H55V258H54ZM95 260H96V259H95ZM116 260H115V261H116ZM129 260H131V259H129ZM40 261H39V262H40ZM90 261H91V260H90ZM115 261H114V262H115ZM34 262H35V261H34ZM34 262H32V264H36L38 261H36L35 263H34ZM97 262H99V261H97ZM117 262H118V261H117ZM117 262H115V264H117ZM5 263H6V262H5ZM42 263H43V262H42ZM94 263H95V262H94ZM129 263H131V262L129 261ZM261 263H262V261H261ZM2 264H4V263H2ZM95 264H96V263H95Z\"/></svg>",
  "mask_w": 264,
  "mask_h": 264
}]
</instances>
